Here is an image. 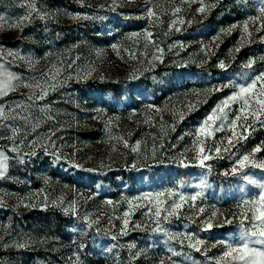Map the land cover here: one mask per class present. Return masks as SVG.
<instances>
[{"label": "rangeland", "instance_id": "1", "mask_svg": "<svg viewBox=\"0 0 264 264\" xmlns=\"http://www.w3.org/2000/svg\"><path fill=\"white\" fill-rule=\"evenodd\" d=\"M261 7L264 0H0V64L19 77L0 97L9 117L0 118L8 158L0 264H237L224 245L240 243L241 207L264 193V169H230L243 154L264 160V115L249 114L255 104L239 113L235 146L207 161L210 170L193 157L198 128L238 90L232 85L264 72ZM53 73L58 86L29 100L40 92L25 85ZM240 103L225 109L230 121ZM231 135L228 126L200 139L207 149ZM180 195L197 199L181 201L178 215L155 216ZM196 239L199 251L189 246Z\"/></svg>", "mask_w": 264, "mask_h": 264}, {"label": "snow or ice", "instance_id": "2", "mask_svg": "<svg viewBox=\"0 0 264 264\" xmlns=\"http://www.w3.org/2000/svg\"><path fill=\"white\" fill-rule=\"evenodd\" d=\"M35 11V9H33ZM176 12L180 11V8L175 9ZM197 11L203 13L205 11L204 6L202 5ZM261 14L264 15V7L260 9ZM154 13L150 10L148 12V16H152ZM29 17H25L27 20ZM43 18V17H41ZM245 31H247V24L244 25ZM162 51V50H161ZM238 51V49H237ZM255 63L253 60H249L245 65L246 68H251ZM219 67L221 69H225L226 65L223 62L219 63ZM59 69H57V73ZM57 73H53L51 76V82L46 80L44 83L37 82L36 84L25 85L27 87H35L39 89L40 95L36 97H29V100L32 99H43L47 96L49 90H54L58 84L56 82ZM247 76V74H245ZM14 80H19V77L16 76L15 73L8 71L2 64H0V97L5 96L8 92L15 90L18 87V84H14ZM260 83L259 90L257 91V85ZM232 87L237 88L232 95L225 98L221 104L217 105L216 108L209 114L205 120L202 122V125L197 130V142L199 143V149L195 152L193 157L194 161H197L198 164L196 166L202 168L211 169V165H208L206 162L213 158H223L221 155L222 152H229L232 147H234L233 141L237 139V133L235 128L237 126L236 122L241 120V115L239 113H246L249 109H252V105L255 104L257 107L252 110L249 114L255 117L256 120H259L261 115H264V72L255 73L252 78L246 83L241 84L239 86L232 85ZM219 90V89H216ZM240 101V107L238 109V114L234 117L233 120L228 119V113L225 112V109L228 108L231 102ZM17 107H20L17 105ZM218 113L222 114L218 116ZM0 118L8 119V115L5 113L4 108H0ZM181 119H183V114H181ZM220 119V124L217 126L215 121ZM247 120V115L244 117ZM230 126L232 130V135L227 138V143L223 140L216 141L215 146H210L207 149L204 147V140H207L209 137H214L215 131H224L226 128ZM241 127H245V125H241ZM200 137H204V140H201ZM183 137H179L178 139H182ZM241 138H246L242 136ZM139 145H137V148ZM17 149H13L16 151ZM135 150V149H133ZM238 151V149H237ZM261 148L257 147L254 149V152H260ZM35 155L34 152L31 153ZM233 156L236 153H232ZM250 154H243L241 157L236 160L234 166L230 169L231 174H236L238 171H243L247 166H252L260 169H264V160L256 161L250 159ZM231 158V157H230ZM7 157L4 156L2 152H0V177H3L4 172L6 170V161ZM59 159V157H57ZM180 164L184 167L189 166L188 163H185L184 159L180 160ZM225 176L229 175V172L224 173ZM249 183H255L254 180H251L247 177ZM264 187V186H261ZM165 193H158L155 197H151L153 201H159L161 196H164ZM171 195V193H169ZM199 195V194H197ZM150 196V194H149ZM149 196H145L143 199H149ZM189 199L191 201H195L197 196L185 197L183 195L179 196V200H173L171 204H169L166 208H156L155 216L160 217L161 212L163 211L165 214V218L167 216H171L173 214H177V210L181 208V201ZM198 212H202L203 209L200 208L197 210ZM125 216L128 214L125 213ZM215 216V213H213ZM233 219H236L233 216L232 219L224 218L223 223L231 224ZM247 222V223H246ZM205 230L210 229L213 225L211 223V219L206 220L205 222ZM124 227L126 228L128 225V220L125 219L123 221ZM218 227H222L223 224H218ZM135 227H139V225H135ZM238 229H239V244L226 243L224 245V257H231L233 261L237 262V264H264V193L259 195V197L255 200H245L243 201V206L241 207V212L239 214L238 220ZM174 236H169V239H174ZM186 239L191 241V235H186ZM115 239V237H113ZM203 243L202 240L196 239L194 242L190 243L189 246L200 250L199 245ZM19 247H24L23 244L18 245ZM180 255V253H176Z\"/></svg>", "mask_w": 264, "mask_h": 264}]
</instances>
